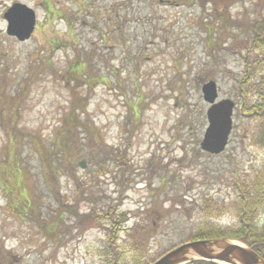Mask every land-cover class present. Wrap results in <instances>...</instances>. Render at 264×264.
<instances>
[{"label": "rangeland", "instance_id": "rangeland-1", "mask_svg": "<svg viewBox=\"0 0 264 264\" xmlns=\"http://www.w3.org/2000/svg\"><path fill=\"white\" fill-rule=\"evenodd\" d=\"M259 1L264 4L232 0L228 24L213 21L209 0H0V175L3 166L20 160L33 210L13 208L17 196L5 191L0 176V264H100L97 249L105 232H79L74 223L107 203L127 212V226L149 216L155 229L146 242L150 263L191 239L202 221L174 200L181 196L187 208L204 195L233 200V176L264 157L243 140L248 121L236 110L249 25L264 14ZM15 2L35 13V29L24 42L5 34L3 13ZM80 63L84 71L77 76H101L106 83H80L78 89L85 112L76 114L94 127L88 135L100 145H79L73 173L84 186L77 189L69 173L49 177L33 138L48 144L54 137L71 100L66 79ZM208 80L216 82L218 99L236 105L219 155L200 149L208 107L201 87ZM103 145L113 148L112 157ZM56 190L65 203L90 201L59 211ZM60 212L62 225L47 236L44 219ZM221 218L223 225L232 216Z\"/></svg>", "mask_w": 264, "mask_h": 264}, {"label": "trees", "instance_id": "trees-1", "mask_svg": "<svg viewBox=\"0 0 264 264\" xmlns=\"http://www.w3.org/2000/svg\"><path fill=\"white\" fill-rule=\"evenodd\" d=\"M199 1L205 2V0ZM209 1L212 2V9L209 15L214 18L213 21L224 18L223 20L226 23H233L228 10L232 0ZM259 3L264 9V4L260 1ZM50 4L52 6V3ZM49 12L51 11L49 10ZM249 29L251 37L247 46L244 47L246 51L242 57L243 73L237 79L238 106L236 110L237 115L239 113L238 116H242L248 121V129L242 133L243 140L249 146L261 150L264 154V14L250 23ZM76 64L72 67L68 74V79H66V83H72L68 86L71 100L67 109L62 112L59 125L54 129V137L48 144L42 143L38 137L33 139L49 177L55 179V176L64 172L69 173L74 180L76 188L79 189V187L83 188L84 184L73 173V164H75L77 159L78 147L84 140H88L93 145L98 146L100 144L88 135V132H91L94 127L90 130L89 126H87L88 122L79 120L76 114L77 112H85L78 89H80L82 84L92 83L99 79L101 83H106V80L101 76H90L85 79L82 76H77L76 73L84 71V66L80 63L79 67H75ZM76 80L80 82L78 83ZM92 133L94 134L93 131ZM11 146L14 149L13 144ZM103 148L105 149V154L106 152H113V148L111 152L107 146L103 145ZM112 155L114 154L111 153L108 156L112 157ZM12 162V165L10 162V164L2 168L3 176H0L3 177V181H6L3 186H5L6 192H11V196H14V193L16 194L17 203L12 201V206L15 210L17 209L21 213L31 212L33 211L31 201L23 186L25 179L22 166L21 164L19 165L20 160L15 158ZM102 166L104 168H100V172H105V163ZM6 177H9L7 178L8 180ZM233 178L235 196L228 203L224 202V200L213 199L204 195L198 201L191 199V208L186 207L188 203L181 196L178 200H174V204L176 202L179 203L184 212L193 209V211L196 210L197 213L201 214L200 219L202 221L195 225V230L190 240L208 238L239 240L264 259V220L261 222L264 216V157L258 164L250 165L247 171L235 174ZM7 184L10 185L6 186ZM65 199L66 197L61 196L58 190L55 191L54 200L56 203L59 202L61 206L59 211L70 212L71 209L75 210L81 199L87 202L90 201V198L81 197L80 200L77 199L73 204H70L69 202L65 203ZM95 201L96 198H92V202L94 203ZM115 205L107 203L100 206L98 210L90 208L88 212L79 215L74 223L75 228L82 232L88 228L98 227L105 232V239L97 249L100 264H149L145 261L146 242L152 231L149 216H145L141 221L127 226V212L119 210ZM55 211L58 212V208ZM227 212L232 216L231 222L220 225L217 218H220L219 220L221 221V217ZM64 214L65 212H60L56 217L53 214L44 219L43 230L47 236L53 234L62 225L61 220ZM39 218L37 217V219ZM212 218H216L215 223L209 221ZM103 219L106 220L103 221ZM187 264L217 263L198 260Z\"/></svg>", "mask_w": 264, "mask_h": 264}, {"label": "water", "instance_id": "water-1", "mask_svg": "<svg viewBox=\"0 0 264 264\" xmlns=\"http://www.w3.org/2000/svg\"><path fill=\"white\" fill-rule=\"evenodd\" d=\"M3 18L7 36L20 42L30 38L35 27V13L31 8L22 3H12L3 13ZM201 93L208 107L205 112L207 126L200 149L217 155L227 147L235 104L230 99H218V87L213 80L203 83ZM80 166L84 167V162ZM198 260L219 264H264V260L250 247L230 238L189 241L169 250L152 264H187Z\"/></svg>", "mask_w": 264, "mask_h": 264}, {"label": "flooded vegetation", "instance_id": "flooded-vegetation-1", "mask_svg": "<svg viewBox=\"0 0 264 264\" xmlns=\"http://www.w3.org/2000/svg\"><path fill=\"white\" fill-rule=\"evenodd\" d=\"M162 1H163V0H162ZM162 1H161V2H162ZM169 1H170V0H169ZM151 223L154 224L153 222H151ZM154 232H155V229H154Z\"/></svg>", "mask_w": 264, "mask_h": 264}]
</instances>
